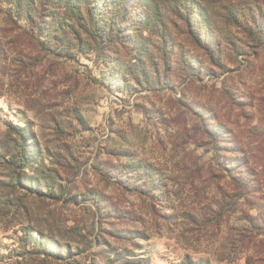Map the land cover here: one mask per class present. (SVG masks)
<instances>
[{
  "label": "rangeland",
  "instance_id": "rangeland-1",
  "mask_svg": "<svg viewBox=\"0 0 264 264\" xmlns=\"http://www.w3.org/2000/svg\"><path fill=\"white\" fill-rule=\"evenodd\" d=\"M85 1L0 0V264H264V0Z\"/></svg>",
  "mask_w": 264,
  "mask_h": 264
},
{
  "label": "trees",
  "instance_id": "trees-1",
  "mask_svg": "<svg viewBox=\"0 0 264 264\" xmlns=\"http://www.w3.org/2000/svg\"><path fill=\"white\" fill-rule=\"evenodd\" d=\"M76 2L77 0H70L72 9H74ZM117 3L118 9L114 10L109 16L108 29L105 30L101 26L100 22L103 20L102 15L107 7V0H86L83 7L79 3L80 11L84 14V19L86 21V23H84V21H82L83 23H80L82 25V30H87L86 32L89 30L93 31L97 38H100L102 33V35L106 36V40L110 37H118L121 40L125 35L128 19L131 16V13H133V9H130V6L135 3L133 0H118ZM174 6L177 16L180 18L181 22H183L184 26L187 27V32L193 39L194 44L203 43L204 46L207 47L204 43L206 41L201 34V26L199 25L200 12L198 11V6L196 3L193 0H174ZM74 14H76V11ZM27 18L29 19L32 17L28 15ZM156 35L160 41L158 46L160 57L163 60L164 65L167 66L171 56L174 54L175 45L172 42L173 40L168 29L164 25H161L160 29L156 30ZM76 40L78 39L76 38ZM205 49L208 50V47ZM187 58L191 59V57ZM13 129H17L19 132H12ZM20 130L21 129H18L17 127H10L8 132L18 135L19 140H21V143L16 145V160L20 166H22V168L26 169L29 167L32 158L30 154L31 147L28 145V141H26L24 132H22V130L20 132ZM229 166L231 167L232 165L228 163V167ZM29 188L34 190L31 186ZM33 192L39 194L38 192H40V188L38 183L36 185L35 191ZM46 192L51 194L53 190L50 186H46ZM259 210L261 212L263 211L262 209ZM262 218L264 222V213ZM35 248L40 250L38 247Z\"/></svg>",
  "mask_w": 264,
  "mask_h": 264
}]
</instances>
